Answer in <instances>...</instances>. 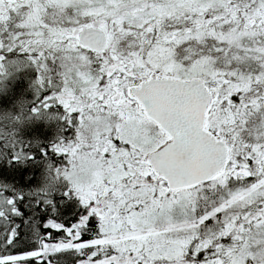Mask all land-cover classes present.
Here are the masks:
<instances>
[{
	"label": "snow or ice",
	"instance_id": "1",
	"mask_svg": "<svg viewBox=\"0 0 264 264\" xmlns=\"http://www.w3.org/2000/svg\"><path fill=\"white\" fill-rule=\"evenodd\" d=\"M27 70L0 264H264V0H0V95Z\"/></svg>",
	"mask_w": 264,
	"mask_h": 264
},
{
	"label": "trees",
	"instance_id": "2",
	"mask_svg": "<svg viewBox=\"0 0 264 264\" xmlns=\"http://www.w3.org/2000/svg\"><path fill=\"white\" fill-rule=\"evenodd\" d=\"M32 72L31 70H27L24 72H21L19 74V77H17L14 81L11 80L10 82V87H11V92L9 93V98L10 99H15L19 96H24L25 98L29 95L32 97V93L30 90H28V79L31 77ZM54 135L55 132V125L51 124L50 126L41 121V122H36L31 125V127L27 129H22L21 135L26 137V138H39L40 141L43 142L44 145L48 143V139L50 138V134ZM54 138V137H53ZM52 138V139H53ZM24 173L18 169L15 172H12L9 175V178L14 180L15 182H21V177Z\"/></svg>",
	"mask_w": 264,
	"mask_h": 264
},
{
	"label": "rangeland",
	"instance_id": "3",
	"mask_svg": "<svg viewBox=\"0 0 264 264\" xmlns=\"http://www.w3.org/2000/svg\"><path fill=\"white\" fill-rule=\"evenodd\" d=\"M18 77H19V75H18ZM10 82H11V80L8 81L9 86H10ZM8 95H6V96L5 95H0V109H10V108H12L15 99L14 100L10 99ZM31 125L26 127L25 129L31 127Z\"/></svg>",
	"mask_w": 264,
	"mask_h": 264
},
{
	"label": "flooded vegetation",
	"instance_id": "4",
	"mask_svg": "<svg viewBox=\"0 0 264 264\" xmlns=\"http://www.w3.org/2000/svg\"><path fill=\"white\" fill-rule=\"evenodd\" d=\"M27 99H31V95L26 97ZM50 126V124H48ZM56 133L54 135H52V133L50 134V138L48 139V142L52 140L53 137H55Z\"/></svg>",
	"mask_w": 264,
	"mask_h": 264
}]
</instances>
